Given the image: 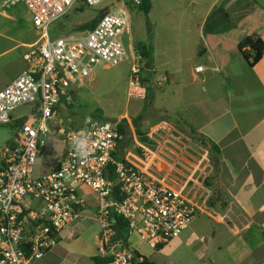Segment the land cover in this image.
<instances>
[{
	"label": "crops",
	"instance_id": "0c3cea01",
	"mask_svg": "<svg viewBox=\"0 0 264 264\" xmlns=\"http://www.w3.org/2000/svg\"><path fill=\"white\" fill-rule=\"evenodd\" d=\"M149 1L150 23L155 11ZM163 3L162 13L171 25L178 23L177 30L172 26L162 32L161 18L157 19L158 33L147 43L152 49L153 83L145 100L130 99L140 105L130 109L134 118L123 136L122 152L141 169L185 193L198 211L180 237L149 259L156 264H264V57L250 68L239 50L249 37L264 41V25L250 28L247 1L238 20L223 9L224 17L215 18L217 0H194L178 10ZM83 7L79 1L71 13ZM122 7L120 11L129 13L125 4ZM60 21L50 27L52 40L84 33L79 30L84 22H70L63 30ZM125 34L130 35V54L136 52V44H145L134 39L132 26ZM39 41L41 33L25 4L0 0V92L28 68L25 56ZM199 66L204 70L197 72ZM104 69L71 88L70 101L55 108L52 135L38 157L36 177L49 174L61 160L66 130L84 129L95 121L74 113L72 101ZM25 107L30 109L29 118L35 106ZM151 111H159L160 117H153ZM142 125L149 128L145 133L155 147L140 143L134 128L142 131ZM212 143L219 152H213ZM55 152L60 159L48 162L49 153ZM94 226L99 230L94 231ZM100 241L99 224L93 214L85 213L32 264H97Z\"/></svg>",
	"mask_w": 264,
	"mask_h": 264
},
{
	"label": "built area",
	"instance_id": "2783aa9c",
	"mask_svg": "<svg viewBox=\"0 0 264 264\" xmlns=\"http://www.w3.org/2000/svg\"><path fill=\"white\" fill-rule=\"evenodd\" d=\"M13 1L25 4L41 41L25 56L28 68L0 92V126L19 123L24 118L14 119L12 113L35 106L0 153V264L41 260L57 245L60 232L85 213L100 226L98 254L110 260L104 264L141 262L130 243L133 235L157 252L180 237L198 206L126 157L119 122L95 120L84 129L66 130L61 160L49 174L34 175L52 135L55 108L70 101V89L82 86L97 69L129 61L128 98H147L144 61L123 42L131 30L130 15L105 9L92 30L52 40L50 27L79 1L94 8L108 0ZM78 141L85 142V154Z\"/></svg>",
	"mask_w": 264,
	"mask_h": 264
},
{
	"label": "rangeland",
	"instance_id": "374dc122",
	"mask_svg": "<svg viewBox=\"0 0 264 264\" xmlns=\"http://www.w3.org/2000/svg\"><path fill=\"white\" fill-rule=\"evenodd\" d=\"M154 2V17L152 16V21L149 23L146 17V13L140 8V6L133 5L134 0H108L100 6L94 8H88L84 5L82 9H78L74 11L70 15L64 17L59 23V27L61 29H66L67 25L70 22H84L85 24H90L98 19L101 16V13L105 9H113L120 10L122 4H125L129 10V15L131 18V26L133 28V36L136 40H141V42L147 44L151 40V37L154 34H157L158 31L155 29L157 24V19H160V28L162 32H167L169 28H173L175 30L177 25H171L168 18L169 16L164 15L162 13L163 2H168V7L178 10V8L184 5H190L194 0H152ZM245 1L249 3V26L254 27L252 25H257L261 27L264 25V0H217L216 3V13L215 18L219 19L224 17L222 14L223 11H230L229 14L234 20H238V16H240L241 7L244 6ZM180 16V15H179ZM178 15H174V18H177ZM70 18V19H69ZM148 22V24H147ZM159 23V21H158ZM154 26V27H153ZM173 26V27H172ZM164 30V31H163ZM67 31V30H66ZM86 31V30H84ZM160 34V33H159ZM161 35V34H160ZM159 35V38H160ZM123 42L126 49L131 52V41L130 35L125 34L123 36ZM141 44V43H139ZM137 46V44H136ZM144 62V75L145 77H149L148 84H152V75L149 73H153V67H149L147 63ZM131 75V65L129 61H124L121 64L104 69L102 71L101 77L96 79L94 82H86L85 86H83L79 91L80 94L72 101L73 112H77L78 116L90 117L92 120H108V121H116L122 122L126 120L127 123L132 124L133 121V113L131 110L133 107H136L139 102L130 101L128 98V86L129 79ZM145 83V82H144ZM146 84V83H145ZM158 87V86H157ZM160 87V86H159ZM71 111L70 108L67 109ZM67 110H63V113H67ZM153 117H160L159 111H151ZM26 116L25 119L30 115L29 107H22L19 110H16L12 113V117ZM30 122V121H29ZM132 129L134 127H131ZM136 133L137 130L134 128ZM149 128L147 126L142 125V131L145 133ZM16 129L12 125H2L0 126V151L10 143L13 135L15 134ZM60 146V145H59ZM135 150L132 148V151ZM1 153V152H0ZM135 153V151L133 152ZM203 153V151H202ZM48 162H55L60 159V155L58 153H49ZM94 231L99 230L98 226H94ZM131 245L145 257H151L156 254L145 242H143L139 237L133 235L130 239Z\"/></svg>",
	"mask_w": 264,
	"mask_h": 264
},
{
	"label": "trees",
	"instance_id": "16d2710c",
	"mask_svg": "<svg viewBox=\"0 0 264 264\" xmlns=\"http://www.w3.org/2000/svg\"><path fill=\"white\" fill-rule=\"evenodd\" d=\"M139 6L146 14L151 9V3L149 0H141ZM97 23H98V20H95L94 22L90 24H85L79 27V30L81 31L92 30L97 25ZM239 50L242 53L246 62L248 63L249 67L253 68L264 57V41L259 36L249 37L245 39L243 42H241V44L239 45ZM136 52L141 56L143 60H145V63H147V65L150 67L152 64V49L150 45L149 44H137ZM144 82L146 83V86L148 87V92H149V90H151V85L148 84L149 77H145L144 75ZM142 118L143 116L140 118L139 121H141ZM25 121L26 119L20 121L19 123L16 122L12 124V126L15 129H19L20 127H22ZM103 121H108V120H103ZM127 127H128V123L126 120H123L122 122L119 123V132L122 136H125ZM137 131H138L140 143L146 146H149V147H155V143L147 136V133H144L140 129H138ZM121 143H123V141ZM202 144H207L206 140H202ZM211 147H212L213 152H219V147L215 145L214 143H212ZM115 157L120 158V154L116 153ZM142 258H143V261L141 262L138 261L135 264H156L147 257L142 256ZM109 261H110L109 259H102V258L96 259L97 264H104Z\"/></svg>",
	"mask_w": 264,
	"mask_h": 264
},
{
	"label": "clouds",
	"instance_id": "9594fccd",
	"mask_svg": "<svg viewBox=\"0 0 264 264\" xmlns=\"http://www.w3.org/2000/svg\"><path fill=\"white\" fill-rule=\"evenodd\" d=\"M78 143L80 144V147H81V154H85V153H84L85 142H84V141H78Z\"/></svg>",
	"mask_w": 264,
	"mask_h": 264
},
{
	"label": "water",
	"instance_id": "95a60500",
	"mask_svg": "<svg viewBox=\"0 0 264 264\" xmlns=\"http://www.w3.org/2000/svg\"><path fill=\"white\" fill-rule=\"evenodd\" d=\"M130 127L127 128L126 133L128 134ZM127 136V135H126ZM128 137V136H127Z\"/></svg>",
	"mask_w": 264,
	"mask_h": 264
}]
</instances>
